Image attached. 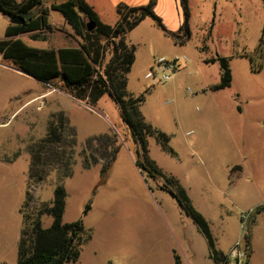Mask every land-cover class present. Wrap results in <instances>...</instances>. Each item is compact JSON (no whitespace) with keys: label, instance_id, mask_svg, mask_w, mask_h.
<instances>
[{"label":"rangeland","instance_id":"1","mask_svg":"<svg viewBox=\"0 0 264 264\" xmlns=\"http://www.w3.org/2000/svg\"><path fill=\"white\" fill-rule=\"evenodd\" d=\"M89 1L101 21H117L115 9L104 0ZM178 4L183 23L180 0ZM187 8L189 37L179 43L151 18L127 35L136 48L127 91L145 94V121L169 139L164 150L148 137L149 158L185 190L209 221L219 248L227 249L239 237L242 215L249 214L247 264H264V0H187ZM60 19L58 12L50 13L53 30L45 40L32 41L26 34L19 38L39 49L76 46ZM9 24L0 13V39ZM216 55L229 59L232 81L228 88L211 91L220 81V67L205 60ZM176 57L187 62L171 80L145 78L155 60ZM53 85L56 89L0 58V264L17 263L25 224L22 204L28 199L25 214L36 219L40 208L51 206L59 185L67 193L63 222L80 219L92 234L79 261L70 264H174L172 255L188 264L189 256L178 244L180 231L200 254L206 251L176 189L137 154L119 105L108 95L94 106L74 102L58 81ZM58 111L68 119L73 152L68 165L52 168L31 184L28 146L45 136L50 116ZM104 138L116 140L117 148L107 170L103 161L90 156L96 141ZM237 164L243 167L239 177L230 173ZM39 219L43 228L53 220L48 214Z\"/></svg>","mask_w":264,"mask_h":264},{"label":"trees","instance_id":"2","mask_svg":"<svg viewBox=\"0 0 264 264\" xmlns=\"http://www.w3.org/2000/svg\"><path fill=\"white\" fill-rule=\"evenodd\" d=\"M180 2L184 20L178 32L171 33L156 15L154 0L139 7L118 5L115 9L117 21L114 25L101 21L86 0L52 2L48 6L44 0H0L2 15L8 19L18 16L24 21L22 24L7 26L4 38L0 39V58L15 70L54 89L56 88L53 83L58 81L61 91L87 105H96L104 95H108L118 104L122 119L129 125L134 142L138 145L137 154L141 155L143 163L152 173L161 176L168 185L176 189L179 204L205 237L211 257L218 262L223 254L215 249L208 221L192 206L177 180L172 176L163 175L149 158L148 137H154L164 150H168V137L145 121L141 113L145 94L133 95L127 91V76L135 62L136 51L135 46L126 39L128 33L144 19L151 18L176 43L187 39L189 37L187 0ZM50 11L58 12L70 27L72 36L78 42L76 47L39 49L30 47L17 38L28 34L32 41L45 40L47 32L53 30L48 21ZM89 22L95 25L91 32L87 31L86 26ZM201 49L205 50L204 47ZM205 63H218L220 67V81L209 87V90L218 91L230 87L232 75L228 58L216 55L206 59ZM115 142L116 140L110 138L96 141V147L90 152L94 162L98 160L104 162V170L110 167L115 158L117 152ZM73 145V133L68 129L65 114L62 111L52 114L47 123L45 136L28 146L29 182L38 184L52 168L58 169L68 165V153L73 152ZM136 164L140 166V162L137 161ZM240 170V166H234L230 173L239 177ZM66 198L65 189L57 186L53 192L51 206L40 208L34 220L24 211L28 199L22 204L21 212L25 224L20 231L16 264L78 262L82 247L91 240L92 234L80 219L71 223L63 222ZM89 209L90 204H87L83 214L86 215ZM43 214H48L53 219L48 228H43L39 219ZM175 263L179 264L177 257Z\"/></svg>","mask_w":264,"mask_h":264},{"label":"crops","instance_id":"3","mask_svg":"<svg viewBox=\"0 0 264 264\" xmlns=\"http://www.w3.org/2000/svg\"><path fill=\"white\" fill-rule=\"evenodd\" d=\"M150 0H104V2L106 4H108L111 8L116 9V7L118 5H125L128 7H139V6H143L146 5ZM155 1V7H154V11L156 13L157 16H159L162 20V23L164 24L165 28L171 32V33H176L178 32V30L180 29L181 25H182V18H181V13H180V9H179V4H178V0H154ZM50 3L55 2L54 0H49ZM86 2L91 5L94 10H95V5L90 2L89 0H86ZM49 3V4H50ZM48 6V5H46ZM54 12V11H50ZM96 12V10H95ZM49 13V16H50ZM97 13V12H96ZM98 15V14H97ZM49 16H48V21H49ZM62 17V16H61ZM100 18V17H99ZM116 23V22H115ZM114 23V24H115ZM113 24V25H114ZM51 25V24H50ZM60 25H62L64 28L69 27L65 22L64 19H60ZM110 25V24H109ZM53 27V26H52ZM70 28V27H69ZM76 42V46L78 45L77 40L72 36V32L68 33ZM129 34V33H128ZM24 35V34H23ZM28 35V34H26ZM29 36V35H28ZM19 38V36L17 37ZM127 39V37H126ZM131 44V43H130ZM74 46V47H76ZM60 48H65V47H60ZM58 49V48H57ZM15 70V69H14ZM58 90V89H57ZM60 91V90H59ZM71 100H73L74 102H78V100H75L73 98L70 97ZM237 166H239V164H237ZM241 167V166H240ZM243 168V167H242ZM241 168L240 172H239V176L241 174H243V169ZM201 213V212H199ZM202 214V213H201ZM203 215V214H202ZM204 216V215H203ZM205 217V216H204ZM206 219V217H205ZM207 220V219H206ZM208 221V220H207ZM209 223V221H208ZM195 224V223H194ZM195 227L197 228V226L195 225ZM209 227H210V223H209ZM211 230V228H210ZM197 231L199 232L200 236H202L201 238H204L205 244H206V251H204L202 254H200V252L197 250V248L194 246L192 241H189L186 237V235H184V233L182 231L178 232L179 234V240H178V244L184 248L185 252L184 254H186L187 256H189V258L187 257V261L188 264H215L214 259L211 257L210 255V249L207 243V240L205 239V237L202 235V233L199 231V229L197 228ZM212 233V230H211ZM214 242H215V249L219 252H221L222 254L226 253V251L228 250V248L234 243L232 242L230 244V246H228L227 249H222L219 248V245L212 233ZM249 241L251 244V238L249 237ZM82 253V252H81ZM81 256V255H80ZM173 257V261L174 264L175 263V257H177L176 255H172ZM80 259V258H79ZM178 259V263L180 264L179 258ZM79 261V260H78Z\"/></svg>","mask_w":264,"mask_h":264},{"label":"built area","instance_id":"4","mask_svg":"<svg viewBox=\"0 0 264 264\" xmlns=\"http://www.w3.org/2000/svg\"><path fill=\"white\" fill-rule=\"evenodd\" d=\"M187 62V58L176 57L171 60L163 58L157 59L150 72L145 75L146 79H151L153 82L164 83L171 80L173 73L183 67ZM249 214H243L240 224L239 237L228 248L226 253L222 255L218 262L215 264H247V259L250 251L249 241Z\"/></svg>","mask_w":264,"mask_h":264},{"label":"water","instance_id":"5","mask_svg":"<svg viewBox=\"0 0 264 264\" xmlns=\"http://www.w3.org/2000/svg\"><path fill=\"white\" fill-rule=\"evenodd\" d=\"M9 21H10V24H13V25L22 24L24 22L23 19L18 16L10 18ZM86 26H87L88 32H91L95 28V25L92 22L87 23Z\"/></svg>","mask_w":264,"mask_h":264}]
</instances>
